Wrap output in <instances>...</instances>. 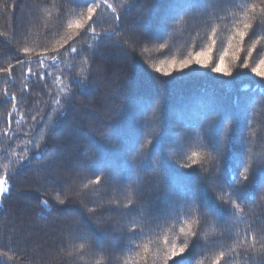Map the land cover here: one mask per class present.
<instances>
[{
	"label": "trees",
	"instance_id": "trees-1",
	"mask_svg": "<svg viewBox=\"0 0 264 264\" xmlns=\"http://www.w3.org/2000/svg\"><path fill=\"white\" fill-rule=\"evenodd\" d=\"M109 2L121 15L120 34L138 37L142 21L156 13L162 14L169 0ZM61 3L62 0H0V132L8 127L4 121L9 112H12L10 127L18 132L28 130L25 118L29 113L47 114L45 127L39 130V134L34 132L31 139L48 145L43 156L37 159L33 157L29 138L22 136L15 140L6 155L4 149L10 141L0 135V179L5 180L0 205V237L12 245L13 251L9 255L16 257L14 261H0V264H68L61 247L70 239L67 236L69 226L88 232L93 244L99 242L106 252L113 254L111 264H120L117 257L121 255L128 264H163L166 248L163 237L167 235L169 240L174 239L179 234V228L187 230V223L191 219L176 211L174 206L167 207L171 198L159 173L147 164L129 169L130 182L139 189L136 193L137 203L144 206L145 212L155 206L164 209L171 217V223L152 238L146 262L134 252L124 253L123 245L128 243V237L124 235L128 225L126 214L116 210L113 205L105 206L93 215L83 206L81 201L87 203L86 198L75 194L79 191L82 175L98 156L117 151L114 144L109 142L110 137L114 141L117 136L141 143L151 141L147 147L154 153L171 157L167 160V174L177 181L182 179L178 173L189 174L191 179H195L200 167H213L216 158L219 166L227 168L228 174H231L240 165L241 154L247 147L238 138L239 135L254 133L250 139L254 155L243 158L253 164L249 169V180L259 181L261 173L254 171V166L264 159V96L260 92L264 84L257 83L259 77L236 76L237 58H242L245 54L242 49L251 44L247 38L243 44L239 36L233 38L235 28H243L238 21H216L217 43L211 57L218 61L219 55L227 49L225 65L233 68V75L229 77L214 73L194 64L190 69L173 70L170 76H163L156 73L151 65H159L160 61L173 58L181 60L189 50H199V47L190 44L195 38L191 25L178 31L168 41V50L159 47L164 41H155L144 45L147 49L144 52H140L138 46L135 54L117 46L115 38L99 44L92 41L89 34L75 45L78 48L86 43L93 45L85 52L91 66L89 82L81 88L71 84L74 95L70 103H65L60 86H67L69 80L63 74L83 57L77 58L62 50L59 62L47 58L42 63L35 62L37 54L45 48L49 49L48 55L53 54L51 49L58 47L57 32L66 37L75 31L68 29L66 24L67 20L75 18L71 12L75 6L65 4L69 11L61 13ZM239 3H256L259 14L262 0H239ZM126 8L130 10L125 11ZM231 11L242 17L239 8H232ZM220 15L225 13L221 12ZM102 22L104 28L97 26L98 33L113 27L110 12L103 16ZM198 31L199 39L204 40L206 46L205 26L201 25ZM261 43L264 44V41ZM23 47L31 48L32 53L20 52ZM17 58L25 63L18 64ZM255 58L253 53L252 60ZM141 65L147 68V73L142 71ZM8 67L12 70L4 72L3 69ZM29 67L37 75L29 74ZM39 74H42V79ZM245 85L248 86L247 90ZM8 94L14 95L16 100H9ZM52 97L59 99L60 104L54 103ZM245 98L256 103L250 105L247 114L240 118L239 127L234 129L237 138L233 139L231 145L226 146L222 139L228 134L225 127L227 120L213 129L212 136L221 144L217 153L209 144L207 129L199 124L200 114L216 108L223 117L228 118L237 111L235 101ZM13 105L16 111H12ZM49 105L54 111L49 112ZM193 153L198 155L194 156ZM209 153L213 159H208ZM28 158H31L30 162ZM192 159L198 163L191 168L180 167L191 164ZM219 191V188L210 186L208 195L214 197V193ZM57 194L61 198L67 197L64 204L53 198ZM126 196L125 189L105 191V186H93L90 193L91 200L106 202L115 199L120 200L121 204ZM262 197L264 189L258 184L254 185L250 189L242 219L229 217L220 221L222 227L215 222V218L207 223L202 222L200 230L207 234L208 243L204 250H197L196 258L203 260V264H212L219 250L236 247L233 234L239 232L243 237L245 230L249 233L256 230V247L259 248L260 232L264 230ZM42 201H47V206ZM92 207L96 205L88 203V208ZM178 216L183 219L178 220ZM221 232L223 235H220ZM72 242L75 243L74 240ZM136 242L142 245L148 241ZM228 255L236 257L239 264H253L252 258L242 249L228 252ZM99 259L96 257V260ZM81 264H91L90 258L86 257Z\"/></svg>",
	"mask_w": 264,
	"mask_h": 264
},
{
	"label": "snow or ice",
	"instance_id": "snow-or-ice-1",
	"mask_svg": "<svg viewBox=\"0 0 264 264\" xmlns=\"http://www.w3.org/2000/svg\"><path fill=\"white\" fill-rule=\"evenodd\" d=\"M65 4L74 5L71 9L74 19L66 21L68 29H74L72 35L64 36L60 32L56 35L59 39L56 40L58 47L52 48V55H48L49 49L45 48L43 52L36 56V63H42L45 58L51 61L59 62V58L64 52H70L79 59V63H73L68 67L67 72L63 75L69 80L67 86L61 85L60 90L64 93V102L70 103L71 97L74 93L71 90V84H75L77 88H81L89 82V73L91 66L88 63V57L85 55L87 49L93 47L92 43H86L81 47H76L89 34L94 42L99 44L106 43L108 40L115 38L117 46L123 47L125 51L137 53L144 52L147 49L144 45L155 41H164L159 45L160 49L168 50L170 45L168 41L181 29H187L191 25L192 31L195 32V38L190 41L192 47H199L198 51H188V54L181 60L175 58L170 61H160L159 65H151L156 73H162L163 76H170L173 70L182 71L190 69L192 65H200L208 68L211 72L222 73L225 76L231 77L233 75V68L225 65V57L228 55V50L224 49L223 54L219 55L218 61H214L211 57L217 40V26L216 21L224 23L225 21H238L243 25V28L236 27L233 31V38L239 36L241 44L245 38L250 42L251 46L242 49L244 56L238 57V64L236 66V76H247L251 78L259 77L258 84H264V0H262L259 14H257V4H241L239 0H169L166 10L161 13H156L151 17H147L142 21V30L138 37L125 36L120 34L122 28L121 15L117 12V8L109 2V0H62L60 12L65 13L69 11ZM232 8H239L241 15L232 12ZM130 10L126 8L125 11ZM100 12L98 16L97 13ZM110 12L112 16L113 27L105 30L102 33L96 31L97 26L104 28L102 22L103 16ZM223 12L225 15H220ZM231 17V20L229 19ZM211 21V22H210ZM205 26L207 45H204V40H200L199 27ZM229 46L231 42L229 41ZM259 46V47H258ZM24 54H31L32 49L23 47L19 50ZM253 53H255V60H252ZM17 63L22 64L25 61L17 58ZM31 63V61H28ZM178 65V69H177ZM75 69V70H74ZM143 72L147 73V68L141 65ZM11 67L3 69L4 72H10ZM29 74L33 73L29 67L27 69ZM254 74V75H253ZM161 77V79L163 78ZM39 78H43L39 74ZM248 86L245 85V90ZM262 96H264V88L260 89ZM51 95V93H49ZM9 100L15 101L16 97L8 94ZM54 103L60 104V100L52 97ZM264 102V101H262ZM255 100L238 99L235 101L237 111L230 117L225 118L216 108H210L199 116V124L202 128L207 129L209 136V144L219 153L221 144L212 136V131L221 122L225 123L228 134L222 137L225 140L226 146L231 145L234 138H237L234 129L239 127L240 118L247 114L250 105H254ZM12 111H16L13 105ZM54 109L49 105V112ZM12 112H9L8 118L4 121L8 127H5L0 135L10 141L4 149L7 155L15 140L18 138L28 137V143L33 150V157L39 159L46 152L48 145H42L39 141L33 142L32 134L35 132L39 134V130L45 127L47 123V114L45 115H31L28 114L25 118V123L28 125V130L25 132H18L16 129L10 127L12 123ZM31 121V123H29ZM43 122V123H41ZM251 123V121H249ZM199 134V133H198ZM254 133L244 135L241 133L239 139L247 145L245 151L241 154V163L235 170L228 174L227 168L219 166L218 158L213 167H203L199 169V174L195 179H191L189 174L178 173L182 177L177 181L167 174V160L171 157L167 154L154 153L152 149L148 148L151 141L146 140L141 143L139 140H130L124 136H117L113 141L109 138V142L114 144L117 149L114 153H104L96 158L88 170L82 175V182L79 186V191L76 195H83L85 201H81L83 206L87 208L88 212L96 215L97 212L105 207L116 206V210L126 214L128 225L124 233L128 237V243L123 245L124 253H135L141 260L147 261V253L150 251L149 244L153 237H157L165 225L171 223L170 214L162 208L153 207L151 210L145 212L144 206L137 203L136 193L138 188H134L131 184V176L129 169H136L143 167L145 164L149 165L154 171L159 173V178L165 181L166 187L169 190L171 202L167 205L168 208L175 207L176 211L185 214L191 219L187 223V230L184 227L179 228V234L172 240L168 236L163 237L166 248L163 253V264H203V260H198L197 250H204L208 243V236L200 230L201 223H207L213 218L215 222L220 225V221L226 220L229 217L235 216L238 220L242 219L244 206L247 204L250 195V189L254 185H259L264 189V159L254 166V171L261 173L259 181L249 180V169L253 167L244 156L254 155L251 152L250 139ZM198 155V153H193ZM24 159V158H20ZM29 162L31 158H28ZM191 159V157H189ZM208 159H213L209 153ZM198 161L192 159L191 164L181 165L180 167L191 168L193 164ZM90 177H95L94 179ZM86 181V182H84ZM128 181L129 183H125ZM5 180L0 179V185H3ZM93 186H105V191H117L125 189L127 196L125 202L121 204L120 200L108 199L106 202H99L90 199V193ZM217 187L219 192L214 193V197L208 195L209 187ZM4 189L0 187V192ZM60 204L65 203V199L61 198L59 194L53 197ZM255 200V196L252 195ZM264 200V197L261 198ZM88 203H93L96 207L88 208ZM42 204L47 206V201H42ZM178 220L183 217L178 216ZM222 227V225H220ZM251 228L252 225L250 224ZM223 235V232L220 233ZM67 236L70 238L64 246L61 247V253L68 258V264H81L86 257L90 258L91 264H111L112 255L106 252L99 242L93 244L90 234L82 231L79 228L73 229L69 226ZM233 239L236 247H229L228 250H219L212 264H239L236 257H230L228 252H237V249H242L243 252L252 258L253 264H264V230L260 232L261 246L256 247L257 235L256 230L253 229L251 233L245 230L243 237L241 233L233 234ZM249 239L251 243H249ZM75 241L73 243L72 241ZM148 241L142 245L136 241ZM0 261L11 262L16 259L14 255H9L13 251V247L9 242H5L3 237H0ZM8 249L4 251L3 249ZM239 255V253H237ZM99 257V260H96ZM120 264H128L124 259V255L117 257Z\"/></svg>",
	"mask_w": 264,
	"mask_h": 264
},
{
	"label": "rangeland",
	"instance_id": "rangeland-1",
	"mask_svg": "<svg viewBox=\"0 0 264 264\" xmlns=\"http://www.w3.org/2000/svg\"><path fill=\"white\" fill-rule=\"evenodd\" d=\"M0 187H2V185H0ZM1 196H2V192H0V205H1Z\"/></svg>",
	"mask_w": 264,
	"mask_h": 264
}]
</instances>
